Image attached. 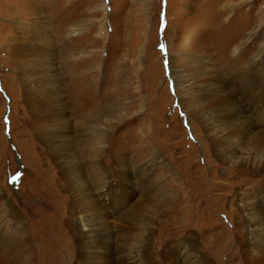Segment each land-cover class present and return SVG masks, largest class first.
Instances as JSON below:
<instances>
[{
	"label": "rangeland",
	"instance_id": "374dc122",
	"mask_svg": "<svg viewBox=\"0 0 264 264\" xmlns=\"http://www.w3.org/2000/svg\"><path fill=\"white\" fill-rule=\"evenodd\" d=\"M227 1L0 0L6 263L264 264V0Z\"/></svg>",
	"mask_w": 264,
	"mask_h": 264
},
{
	"label": "bare ground",
	"instance_id": "6f19581e",
	"mask_svg": "<svg viewBox=\"0 0 264 264\" xmlns=\"http://www.w3.org/2000/svg\"><path fill=\"white\" fill-rule=\"evenodd\" d=\"M230 2H232V0H229V1H227L226 3H224V5H223V7H225V6H227ZM241 2V1H240ZM230 6H232L231 4H230ZM254 30H256V28L254 27V29L253 30H251V33L253 32L254 33ZM250 36H248V38H249ZM247 38V39H248ZM167 40H168V38H167ZM254 59H252V60H250L252 63H254V61H253ZM257 60V59H256ZM174 74V73H173ZM83 103V102H82ZM80 109V108H79ZM83 116V115H82ZM173 197L172 196H169L168 197V200L166 201V199L164 198L163 200H159L161 203H158L159 205H160V207H162L163 206V204L164 203H171L172 204V207L170 208L171 210L173 209V206L174 205H176V201L174 202V205H173ZM170 211V210H169ZM99 223V222H98ZM102 224H103V222H102ZM109 226V225H108ZM248 228V227H247ZM137 248H139V247H136L135 246V249H133L132 250V252H136V251H138V249ZM5 257L7 258V263H6V261H5V259H4V257L3 256H1L0 255V264H13L12 263V261H14V258L12 257V256H9V255H5Z\"/></svg>",
	"mask_w": 264,
	"mask_h": 264
}]
</instances>
